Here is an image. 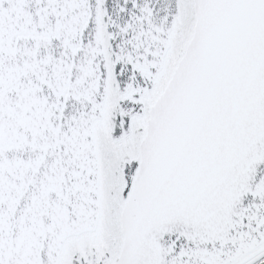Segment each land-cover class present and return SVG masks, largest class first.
Listing matches in <instances>:
<instances>
[{
  "label": "water",
  "instance_id": "1",
  "mask_svg": "<svg viewBox=\"0 0 264 264\" xmlns=\"http://www.w3.org/2000/svg\"><path fill=\"white\" fill-rule=\"evenodd\" d=\"M264 253V0H0V264Z\"/></svg>",
  "mask_w": 264,
  "mask_h": 264
},
{
  "label": "bare ground",
  "instance_id": "2",
  "mask_svg": "<svg viewBox=\"0 0 264 264\" xmlns=\"http://www.w3.org/2000/svg\"><path fill=\"white\" fill-rule=\"evenodd\" d=\"M264 261V253L261 254L259 257L255 258L254 260H252L251 262H249L248 264H259L260 262Z\"/></svg>",
  "mask_w": 264,
  "mask_h": 264
},
{
  "label": "flooded vegetation",
  "instance_id": "3",
  "mask_svg": "<svg viewBox=\"0 0 264 264\" xmlns=\"http://www.w3.org/2000/svg\"><path fill=\"white\" fill-rule=\"evenodd\" d=\"M264 262V261H263ZM263 262H261V263H263ZM261 263H259V264H261Z\"/></svg>",
  "mask_w": 264,
  "mask_h": 264
},
{
  "label": "rangeland",
  "instance_id": "4",
  "mask_svg": "<svg viewBox=\"0 0 264 264\" xmlns=\"http://www.w3.org/2000/svg\"><path fill=\"white\" fill-rule=\"evenodd\" d=\"M261 263V262H260ZM261 264H264V262L263 263H261Z\"/></svg>",
  "mask_w": 264,
  "mask_h": 264
}]
</instances>
